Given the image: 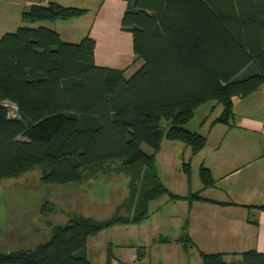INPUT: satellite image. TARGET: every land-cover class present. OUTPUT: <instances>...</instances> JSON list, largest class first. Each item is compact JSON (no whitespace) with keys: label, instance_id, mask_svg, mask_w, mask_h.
Returning a JSON list of instances; mask_svg holds the SVG:
<instances>
[{"label":"trees","instance_id":"1","mask_svg":"<svg viewBox=\"0 0 264 264\" xmlns=\"http://www.w3.org/2000/svg\"><path fill=\"white\" fill-rule=\"evenodd\" d=\"M122 1L121 27L131 34L133 55L142 63L129 78L125 69L95 64L89 36L66 43L54 30L24 26L0 38V181L46 165L43 185H75L85 171L120 162V172L137 182L129 185V215L106 222L71 218L34 248L0 254V264H91L86 256L91 234L141 222L149 203L165 195L207 201L165 188L154 167L161 142L177 141L197 154L205 137L184 129L194 111L215 101L223 107L215 122L226 123L232 98H245L264 84V0ZM86 12L33 5L21 20L53 22ZM6 102L19 119L10 118ZM182 172L188 180L189 163ZM199 180L203 189L213 185L202 166ZM138 183L143 184L136 193ZM182 239L192 247L185 231ZM224 256L200 255L202 264H226ZM136 259L145 264L141 253ZM112 262L109 255L104 264ZM239 264H264V254L246 252Z\"/></svg>","mask_w":264,"mask_h":264},{"label":"rangeland","instance_id":"2","mask_svg":"<svg viewBox=\"0 0 264 264\" xmlns=\"http://www.w3.org/2000/svg\"><path fill=\"white\" fill-rule=\"evenodd\" d=\"M7 11L5 17L8 22L0 28L3 34L29 26L18 19L13 9ZM67 23L72 22H66L64 25H68ZM96 41L99 66L121 69L129 64L125 78H129L139 69V61L133 58L131 34L120 30L117 23L112 21L108 24L105 30L98 33ZM213 104L211 102L197 109L184 129L201 135L204 116ZM5 106L10 118L19 119L14 105L6 102ZM161 125L167 127L168 122L161 121ZM162 142V150L155 155L154 161L162 184L171 194L186 196L189 191L197 192L200 186L199 158L193 159L187 180L181 167L183 163L188 162L186 153L190 151L189 148L185 149L180 142H169L166 139ZM142 150L151 154L145 146ZM121 167L120 162L98 165L85 171L80 183L75 185H43L41 178L46 165L35 168L18 180L0 181V254L34 248L51 237L55 226L65 225L71 218L82 217L106 222L115 215L127 217L129 213L126 207L133 201L129 185L137 182L122 174ZM142 184L135 185L136 193ZM180 200L162 196L149 203L147 217L141 222L130 221L91 234L86 243L88 261L91 264H104L106 258L112 255V264H118L121 263L122 257L139 252L144 254L145 264H202L194 246L188 247L183 242V232L185 231L189 238L192 235L199 237L200 241L207 240L217 232L209 228L207 219H204L207 223V233H201L195 226L196 231H193V215L190 213L189 202ZM180 250L184 253L181 254ZM189 250L192 255L185 254ZM183 254L185 256H182Z\"/></svg>","mask_w":264,"mask_h":264},{"label":"crops","instance_id":"3","mask_svg":"<svg viewBox=\"0 0 264 264\" xmlns=\"http://www.w3.org/2000/svg\"><path fill=\"white\" fill-rule=\"evenodd\" d=\"M48 4L85 9L87 12L78 18L27 24L30 27L54 30L61 41L66 43H77L85 36H89L95 41L94 59L95 64L99 66L96 41L98 33L105 30L112 21L123 30L121 19L126 4L122 0H0V28L8 22V18L5 17L8 9H13L18 19L22 21V13L31 6ZM66 22L72 23L64 25ZM71 24L77 27H72ZM3 35L0 31V38ZM141 65L139 61V67ZM128 66L129 64L121 69H125L126 73ZM211 102L214 104L208 108V114L204 116L201 126L203 129L201 135L206 139L205 145L195 155H191L190 151L186 154L190 169L193 159L199 158V168L202 166L210 172L213 185L203 189L199 180L200 186L195 193L207 201L195 199L188 202L190 213L193 215V228L195 226L201 233H207V223L204 222V219H207L209 228L211 227L217 234H212L207 240L202 241L195 235L190 236V239L194 249L198 251L197 256L224 254L226 264H239L246 252L264 254V210L259 209L264 206V84L245 98H232V114L226 123L215 122L221 116L223 107L215 101L206 104ZM162 145L163 142L157 154L161 152ZM22 176L12 180H18ZM186 200L181 199L180 202L187 203ZM193 231H196L195 228ZM185 254L193 253L189 250ZM121 259L120 262L125 264L138 263L136 254ZM144 261L142 254L141 263Z\"/></svg>","mask_w":264,"mask_h":264}]
</instances>
